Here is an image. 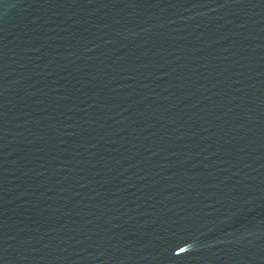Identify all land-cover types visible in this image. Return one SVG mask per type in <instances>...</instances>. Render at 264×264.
Here are the masks:
<instances>
[{
	"label": "water",
	"instance_id": "1",
	"mask_svg": "<svg viewBox=\"0 0 264 264\" xmlns=\"http://www.w3.org/2000/svg\"><path fill=\"white\" fill-rule=\"evenodd\" d=\"M0 264H264V0H0Z\"/></svg>",
	"mask_w": 264,
	"mask_h": 264
}]
</instances>
